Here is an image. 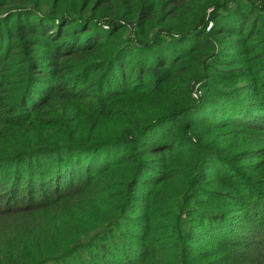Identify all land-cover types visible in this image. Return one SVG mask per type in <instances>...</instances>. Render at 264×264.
<instances>
[{
	"label": "trees",
	"instance_id": "obj_1",
	"mask_svg": "<svg viewBox=\"0 0 264 264\" xmlns=\"http://www.w3.org/2000/svg\"><path fill=\"white\" fill-rule=\"evenodd\" d=\"M0 264H264V0H0Z\"/></svg>",
	"mask_w": 264,
	"mask_h": 264
},
{
	"label": "built area",
	"instance_id": "obj_2",
	"mask_svg": "<svg viewBox=\"0 0 264 264\" xmlns=\"http://www.w3.org/2000/svg\"><path fill=\"white\" fill-rule=\"evenodd\" d=\"M105 26H106V24H105Z\"/></svg>",
	"mask_w": 264,
	"mask_h": 264
}]
</instances>
